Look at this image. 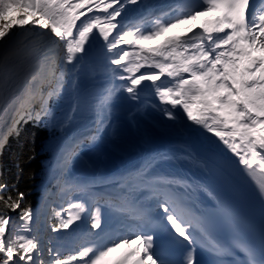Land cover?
<instances>
[{
    "label": "snow or ice",
    "instance_id": "6c2138e0",
    "mask_svg": "<svg viewBox=\"0 0 264 264\" xmlns=\"http://www.w3.org/2000/svg\"><path fill=\"white\" fill-rule=\"evenodd\" d=\"M127 3L134 4L136 0H127ZM250 7V0H203L200 8L159 23L151 31L126 30L109 39L113 30L120 27L117 18L124 8L121 0H0V42L7 45L15 35L14 28L24 32L38 28L40 31L34 34L42 40L58 38L67 64L74 63L76 54L85 50L93 38L94 29H98L109 52L121 44L133 46L138 49L134 52L137 59L134 67L125 64L131 55L127 50L121 49L110 59L111 65L118 66L122 73H133L131 77L118 76L121 80L130 79L124 90L134 95V90L143 81L152 82L161 102L182 108L190 122L218 137L238 157L245 170L255 176L257 168L264 173V8L259 14H250ZM12 10L16 16L9 18ZM101 12L103 15H88ZM208 12L219 15L201 24L200 31L190 29L183 37L168 38L157 47H143V42L163 35L175 24L195 20ZM81 17L86 19L81 20ZM10 54L6 53L4 59L7 60ZM145 66L154 67L157 71L136 76L135 72ZM165 75L172 79V85H157L156 82ZM41 99V106L34 113L24 108L16 110L10 131H18L19 124L26 120L40 122L52 119L47 100ZM167 116L173 118L172 112L168 111ZM68 155L66 149H61L58 163L66 162ZM159 182L173 184L178 181L162 179ZM258 186L264 195V180L258 181ZM11 191L7 185H0V194L9 192L7 197L0 195V201L6 208L16 211L23 202L24 193L17 192L13 196ZM162 195L164 199L159 202V207L167 222L179 237L192 245L194 241L189 228L193 222L178 212L179 205L168 192ZM74 207L81 208L82 205ZM222 212L226 219L230 216L226 208ZM31 218L30 209L21 210L20 219L25 221L26 230ZM11 219L0 214V264H37V257L42 253L35 238L15 235L5 238ZM74 219H79V215H69L59 227L68 229ZM196 224L202 229L209 226L203 218H196ZM91 227H100L95 214ZM56 230L54 227L53 231ZM152 240L151 235L140 232L135 239L123 238L98 251L84 247L78 253L63 258L57 253L51 264H72L73 261L77 264H102L110 253L119 248L131 250L126 251L117 264H159L151 252ZM34 250L36 255H33ZM214 250L220 251L215 246ZM248 256V264H257L251 252ZM186 264H194L191 254L186 258Z\"/></svg>",
    "mask_w": 264,
    "mask_h": 264
},
{
    "label": "bare ground",
    "instance_id": "6f19581e",
    "mask_svg": "<svg viewBox=\"0 0 264 264\" xmlns=\"http://www.w3.org/2000/svg\"><path fill=\"white\" fill-rule=\"evenodd\" d=\"M105 2H107V0H105ZM121 3L124 4V8L122 11V14H123L126 11H128L130 7H129V3H127V0H121ZM93 14H97V13H92V15ZM15 16H16L15 10H12L9 12V18H12ZM193 24L194 23L192 22L175 24L173 27L169 28L170 31L166 33L165 37L160 39V37L157 36L155 40H153L152 43H149L148 46L157 47L158 45L162 44L166 39H168V37L169 38L177 37L179 36L180 33H188L189 30L192 29V27L193 29H195V26H193ZM115 30H113V32ZM12 31L15 32V35L11 38V40L8 41L7 45H5L3 42H0V65L2 64L6 53H11L13 55L12 57L14 61L16 60L18 61L21 58H25V57H27L28 59L25 62L18 64L17 66H13L12 64L8 65L6 70L8 71V74H10L11 77H14V78L22 77L24 76V74L31 72L33 74L29 77L27 84H33L39 72L45 71L46 68L49 66H51L52 70L57 71V72L63 71L66 69L68 70V68L70 67V65L65 63L63 60V57L65 55L63 45L61 43H58V41H56L57 43H55L54 45L55 39H53L54 41L52 40L53 42H51V46H48L47 48H45L46 41L42 40L40 37L34 34L35 32H39L40 29L35 28L33 29L32 32H24L22 30H17L14 28ZM52 38L54 37H51L50 39ZM136 50L138 49L132 47L129 51L131 54L130 57L128 58V61H130L129 67H134L135 63L137 62V59L134 55V52ZM99 53H100L99 51L94 53L92 55L93 58L90 59V62L87 65H93V61L95 57L97 56V54ZM1 71L2 70L0 69V72ZM139 72H142V73L153 72V70L145 66L139 69V71L135 72V75L137 76V73ZM131 75H133V73H129L127 76H131ZM100 77H95V78L91 77V78L92 79L94 78V83H95V82H101ZM70 79L72 78L67 77L65 75V79L62 84L65 85L66 81L69 82ZM143 82L144 83L142 85H145V86H147L148 83H150V81H143ZM49 84H50L49 80H47L45 82V87L43 89H40V95L38 96L39 98L37 99L35 103L38 106L37 110L41 106V103H42L41 98L46 99V94L48 92L55 91L56 89L55 86L53 87L52 85H49ZM97 85L96 83L94 85H91L92 92L94 91L97 92L96 91ZM82 90H83V87H81V85L77 86L76 89H69V91L63 89L64 92L66 91L67 93H70L71 95H75L74 93H79ZM102 91L103 90H101L99 93H101ZM61 95H62V91L59 92L57 98L61 97ZM82 99H85V98H82ZM120 100L132 101L131 98H129L128 96V92H126L125 90H124V95L121 97ZM82 108L84 109V107ZM78 116H80V119L82 118L81 121L78 120L77 123L72 124V127L75 126L76 129H82L84 125H86L87 120H88L86 112L85 111L81 113L79 112L77 117ZM154 116H156L157 118L151 116L150 113H148V114H145V116L143 117L135 118L134 122L135 124H137V129L135 132H131L130 130H128L127 126L126 128H123V121L125 120L122 117H120L119 112H117V107H111V117L108 121L109 123L108 127L105 128V126H102L99 134L93 135V138H92L94 141L93 146L90 148L89 152L82 155L85 161L84 163L85 168H82L83 172L86 173L87 168L92 167L93 172L99 171L101 174L104 175V171L108 169L107 165L109 163H112L111 161L116 160L117 162H119L121 161L120 158L122 156H127V158L130 159L132 158L134 152L136 151H142V150L149 149L150 146H154L159 142L160 143L164 142L162 141L164 139H166L165 141L167 143V141L175 137L178 140V146H177V150H175L174 153L177 155L180 153H187V155L189 154L192 155L190 159L189 157H184L181 159L180 171L186 177L192 180L194 183L196 182L199 183V180H202V178L204 177V174L199 169V166H196V167L193 166V163L195 161L193 155H194V150L196 148L200 147L201 145H205V144L208 145L207 143L211 145L216 144V147L218 150L220 149V152L226 153L228 156L230 154H233V152L214 134L208 132L202 126H198L190 122L187 119L185 113H184L183 118H180L178 120H176V118L174 117L170 119L168 118L167 115H162L161 117H159L157 114H155ZM112 119H115L116 123H115V126H113V130L109 132V127L112 126L111 125ZM133 124H134L133 122H130V125H133ZM155 125H157L158 127L157 130H153V126ZM70 130H71V127L65 128L64 134H66L67 137L73 136L72 138H74L75 133L73 132L71 133ZM143 136H145V139L141 141V137ZM188 144H191L192 146L194 144L195 145L193 149L191 148L187 149ZM236 157H237L236 155L233 156V158H236ZM94 160H96L95 166H93ZM76 161L77 159H71V161L68 163L69 166H71L73 163L77 164ZM107 183L108 182L105 181L104 185H107ZM128 187H132L133 191L134 189L139 188L140 190L141 189L144 190L145 194L150 193L148 192L147 189L143 188L142 184L139 182L132 181L128 185H125L122 188V190ZM143 196H144L143 192L133 195L132 201L134 200L138 202L135 204L137 207L145 205V207L148 208L150 211L158 212V214L162 213L165 216V214L163 213V211H161L159 207V202L162 201L161 196L155 197L151 195V197L147 201L143 200ZM84 214L85 212L82 211L81 215L84 216ZM118 219H119V216H114V217L110 216V217L103 218L101 215V218L98 219L100 223V227L92 230V233L88 237L85 238L83 245H79V246L76 245V247L74 248L75 254L78 253L84 247H89L95 251H98V250L106 248L107 246H110L114 241H119V240H122L123 238L135 239L134 235L129 236L128 233H126L125 231L126 228H123L122 226H120L122 224L120 221H118ZM129 225H131L132 228H134L135 226V224L133 223H129ZM46 226L47 225H45V227L42 226L43 227L42 234L46 238V240L48 239L50 240L52 239V235H49V233L47 234L45 233ZM76 234H77L76 236H78L80 233L78 232ZM36 235L38 236V234ZM42 245H44L43 241H42ZM42 245H41V249H43ZM47 246H48V243H47ZM132 247L135 248L136 245H133ZM130 250L131 249H128V248H119L115 252L110 253L109 256H107L105 260L102 262V264H117V262L120 259H122L124 253ZM60 251L56 250L57 253H60ZM49 259H50V256H48L47 260ZM73 262L77 264L76 261H73Z\"/></svg>",
    "mask_w": 264,
    "mask_h": 264
},
{
    "label": "rangeland",
    "instance_id": "374dc122",
    "mask_svg": "<svg viewBox=\"0 0 264 264\" xmlns=\"http://www.w3.org/2000/svg\"><path fill=\"white\" fill-rule=\"evenodd\" d=\"M82 18V17H81ZM78 24L80 23V21H78L77 22ZM96 30H98V29H94L93 30V33L91 34L92 35V39L86 44V46L87 47H85V50L83 51V52H81V53H78L77 55H76V59H78L77 58V56H80V57H82V58H84V60H85V62H86V60H88L89 58H90V56H91V53L93 52V50L98 46V44L100 43V41H101V39H102V37H100L99 36V31H96ZM53 39H55V41L53 40ZM43 40H45L46 41V43H45V48H47L48 46H51V42H53L54 41V45H55V43H57L56 41L58 40V38H56V37H54V38H52V39H43ZM53 40V41H52ZM58 43H59V41H58ZM53 46V45H52ZM13 55L12 54H10V55H8V59L7 60H5V59H3V62H2V64L0 65L1 66V72H0V121H1V119H2V116L6 113V112H8V110H9V107H11V104H12V102L15 100V98L17 97V95H18V93H19V91L20 90H22V89H24L25 90V88H27V76H31L33 73H31V72H29V73H26V74H24V77H23V79H19L17 82H14L13 81V77H11L10 76V74H8V71L6 70L5 71V69L8 67V65L9 64H12L13 66H17L18 64H19V61L20 60H16V61H14L13 60V57H12ZM26 58V57H25ZM91 58H93V56H91ZM90 58V59H91ZM76 59H74V60H76ZM13 60V61H12ZM23 60V59H22ZM24 61H26V60H24ZM86 66V65H85ZM52 69V68H51ZM99 70V72L101 71L100 69H98ZM53 71V73H56L57 71H54V70H52ZM68 70L66 69V70H63V71H59V72H57L55 75H54V83H52L51 82V84H52V86L54 87H58L59 88V85H60V88L57 90V91H55L54 93H53V95L51 96V97H49V99H48V105H47V107H48V109L50 110V114H51V117H52V119L51 120H49V119H45V121H47L46 123H47V125L49 126V128L52 130V131H55V134H56V137L54 138V140H52L51 142H49L48 144H47V146H46V149L48 150L49 148H51L52 146H55L54 148V152H53V154H55L56 153V155H57V153H58V150H59V148L61 147V146H63V140H64V135H63V133H62V128H63V125H68L67 124V119L69 118V116H70V114L69 113H71V110H70V108H69V95L67 96L66 95V91L64 92L63 91V89L64 90H66L68 87H67V81H66V83H65V85H63L62 83H63V81H64V79H65V74H66V72H67ZM102 73V72H101ZM28 74V75H27ZM68 74H71L70 73V71H68L67 72V76H68ZM25 75H27V76H25ZM64 78V79H63ZM28 80H29V78H28ZM84 80H85V77L84 76H82V78H81V82H80V85L83 87L84 86ZM83 82V83H82ZM50 84V85H51ZM67 84V85H66ZM21 85V86H20ZM65 86V87H64ZM62 91V95H61V97H59V98H57V96H58V94H59V92H61ZM51 92H53V91H51ZM51 92H48L47 94H46V100H47V97L49 96V94L51 93ZM84 95H86V93H82V94H80L78 97H79V99H80V103L81 102H83L85 99H82V98H84ZM81 96V97H80ZM66 98H68L67 100H66ZM63 99V100H62ZM58 100V101H57ZM60 100V101H59ZM61 103V104H60ZM37 105V104H36ZM61 105V106H60ZM83 107V106H82ZM32 109H30V110H32L33 111V107H31ZM56 108V109H55ZM63 109V110H62ZM81 108H79L78 110L79 111H82V110H80ZM86 108H84V110H85ZM126 109V108H125ZM125 109H121L122 111H124ZM37 110V109H36ZM88 110V109H87ZM65 111V112H64ZM68 111V112H67ZM122 113V112H121ZM77 114V113H76ZM60 116V117H59ZM64 120H65V122H64ZM75 121V120H74ZM71 123H72V121H71ZM87 127H88V124L84 127V129H80L79 130V132L78 133H82L83 131H85V129H87ZM60 133H62V134H60ZM75 135H76V133H75ZM50 144L52 145V146H50ZM59 144H61V145H59ZM51 153H52V151H53V149H50L49 150ZM50 152H48V153H50ZM81 158V157H80ZM81 161H84L82 158H81V160H79V161H76L77 162V164L75 163L74 164V166L72 167V168H74V170L76 171L77 169H80V168H82L83 167V162H81ZM78 162H79V164H78ZM95 162V161H94ZM93 162V164L95 165V163ZM73 209V208H72ZM76 212V211H75ZM32 216V218H31V220L30 221H28L27 222V230H26V228H25V221H23V220H19L18 221V224L16 225L20 230H26L28 233H29V236H30V238H32L33 237V232H34V226L32 227V225H33V223H35V214L33 215H31ZM63 220H65V218H62L61 217V219H60V222H62ZM14 223H16V222H14V221H12L11 223H10V225H8V227L6 228V237L8 238V236L9 235H13L12 234V232H10V227L14 224ZM9 228V229H8ZM70 228H73V223L72 224H70L69 225V228L68 229H64L63 228V231L64 232H66L65 233V236H63V237H65V239H67L68 238V236H67V233H68V230L70 229ZM43 227H41V230L39 231V233L38 232H36V234H38V236H37V238L38 237H41V245H42V241L44 242V240H45V237L43 236V234H42V232H43ZM76 229H79V227H77L76 226ZM46 230H47V233H49V230H51V233L52 234H56L57 232L56 231H53L51 228H49V230H48V227L46 226ZM126 231V230H125ZM127 232V231H126ZM51 234V235H52ZM49 235H50V233H49ZM53 236V235H52ZM5 237V238H6ZM45 243V242H44ZM53 244H58V239H53V242H52ZM58 245H54V247H57ZM72 247H74V246H72ZM41 251H42V249H41ZM58 251H60V250H58ZM51 253H52V251H51ZM34 255V254H33ZM60 256H61V258H63V257H66V256H69V255H72V253H69V252H66V253H64V252H62V253H60L59 254ZM49 256V255H48ZM72 264H74V263H72Z\"/></svg>",
    "mask_w": 264,
    "mask_h": 264
},
{
    "label": "trees",
    "instance_id": "16d2710c",
    "mask_svg": "<svg viewBox=\"0 0 264 264\" xmlns=\"http://www.w3.org/2000/svg\"><path fill=\"white\" fill-rule=\"evenodd\" d=\"M48 133L37 124L26 123L15 137H11L8 145L0 155V185H7L11 194L24 193L19 209L11 211L0 201V214L20 217L22 209H32L35 202L33 188L38 183L41 172V158L38 151L47 140ZM0 195L7 197L9 192ZM15 236H24L18 230Z\"/></svg>",
    "mask_w": 264,
    "mask_h": 264
},
{
    "label": "water",
    "instance_id": "95a60500",
    "mask_svg": "<svg viewBox=\"0 0 264 264\" xmlns=\"http://www.w3.org/2000/svg\"><path fill=\"white\" fill-rule=\"evenodd\" d=\"M22 103V99H15V104L13 103L12 108L9 112V114L7 115V117L1 122L0 124V151L2 149V146L5 144L7 137L9 135L14 134L13 131H10V126H11V122H12V116L15 113V111L17 110V106L18 104Z\"/></svg>",
    "mask_w": 264,
    "mask_h": 264
}]
</instances>
